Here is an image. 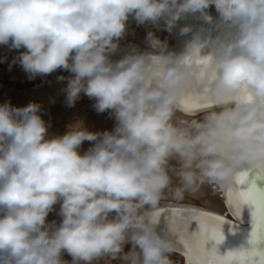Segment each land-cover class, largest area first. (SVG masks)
I'll list each match as a JSON object with an SVG mask.
<instances>
[{
  "label": "clouds",
  "instance_id": "clouds-1",
  "mask_svg": "<svg viewBox=\"0 0 264 264\" xmlns=\"http://www.w3.org/2000/svg\"><path fill=\"white\" fill-rule=\"evenodd\" d=\"M130 21L178 28L183 49L149 30L146 50H122ZM205 24L229 38L210 44ZM0 46L14 53L9 71L67 72L57 77L66 104L86 96L114 119L56 135L39 103H0V264H174L165 194L228 189L239 166L264 162V0H0ZM205 85L212 110L186 119L181 97ZM244 88L250 99L238 102Z\"/></svg>",
  "mask_w": 264,
  "mask_h": 264
},
{
  "label": "water",
  "instance_id": "water-1",
  "mask_svg": "<svg viewBox=\"0 0 264 264\" xmlns=\"http://www.w3.org/2000/svg\"><path fill=\"white\" fill-rule=\"evenodd\" d=\"M189 21L198 28L202 23ZM203 35L210 44L229 38L222 28L214 24L203 25ZM250 96L244 88L237 94V100L246 102ZM214 102L209 85L186 91L180 100L183 106H191L198 112L210 108ZM217 192L227 209L222 214L197 203L176 204L177 201L161 200L160 203L164 204L159 205L162 209L160 227L169 237L176 238L181 249L173 252L184 258V264H192L193 247L200 242L208 254L228 257L231 253L237 260L243 259L245 264H264V162L242 164L236 169L231 186ZM230 193L232 198H229ZM237 193L248 194L259 205L261 215L258 221L252 218L251 204L240 202L236 198ZM188 203L189 206L184 205ZM206 217L218 222L207 235L200 223ZM225 217L227 221L223 223Z\"/></svg>",
  "mask_w": 264,
  "mask_h": 264
},
{
  "label": "crops",
  "instance_id": "crops-1",
  "mask_svg": "<svg viewBox=\"0 0 264 264\" xmlns=\"http://www.w3.org/2000/svg\"><path fill=\"white\" fill-rule=\"evenodd\" d=\"M8 60L0 63V103L10 100L14 106H25L29 102L39 103L42 107V116L49 123V133L60 135L67 130L68 121L71 124L76 121H83L86 128L90 131H98L93 119L87 120L89 115L84 114L83 98L81 97L74 106L66 104V95L62 88L66 85V81L59 82L57 77L60 75H68L67 72L58 71L47 77H36L29 80L27 74L22 70L19 64H15L9 71L8 65L11 63L13 54H9ZM114 122L103 128L112 129ZM102 130V131H103ZM89 146L85 143L84 149ZM179 179L173 172V185L178 186ZM211 184L205 181L203 184L197 183L187 190L183 198L175 197L171 191L167 192L162 198L163 200H172L178 202L196 201L199 204L215 207L221 205V201H217L212 191ZM214 190V189H213ZM57 205V209H58ZM49 219H58L55 212L51 213ZM70 259V258H68ZM97 264H104L101 260ZM112 264H120L119 261H113Z\"/></svg>",
  "mask_w": 264,
  "mask_h": 264
},
{
  "label": "rangeland",
  "instance_id": "rangeland-1",
  "mask_svg": "<svg viewBox=\"0 0 264 264\" xmlns=\"http://www.w3.org/2000/svg\"><path fill=\"white\" fill-rule=\"evenodd\" d=\"M149 30H153L152 28H146V27H141V26H138L135 21H130L129 22V26H128V33L121 39L120 41V44L125 42V41H128V40H134L136 42H139L140 45H142V47H145L147 46L146 44V35H147V32ZM161 38L164 39V38H167L168 42H171V36L166 33V32H163L162 35H161ZM83 98V109L85 110L84 111V114L86 115H89V117H86L87 120H91L93 119L95 121V125H96V129H98V131H102L104 127L108 126L110 124V122H114V119L109 115V113L105 112V113H97L95 111V109L93 108V103L94 101L89 99L88 97L84 96ZM207 112H203L202 114H199V115H196V116H189V117H186V119H189V120H203L206 116ZM181 118H184L183 117V114L181 112H177L175 114V117L174 119H181ZM71 124L70 120L68 121V125ZM207 182V181H206ZM208 185L211 184V187L214 189H212L213 193L215 194V198L217 201H221L218 197V192H217V189H216V185L217 183L216 182H212V183H209L207 182ZM178 202V201H177ZM191 203H197L196 201H191ZM199 204V203H197ZM221 205L217 206L215 205V207H210V206H207V205H203V204H200V205H203V206H206V207H210V208H213V209H216L220 212H222L224 210V206L222 205V202L220 203Z\"/></svg>",
  "mask_w": 264,
  "mask_h": 264
},
{
  "label": "snow or ice",
  "instance_id": "snow-or-ice-1",
  "mask_svg": "<svg viewBox=\"0 0 264 264\" xmlns=\"http://www.w3.org/2000/svg\"><path fill=\"white\" fill-rule=\"evenodd\" d=\"M233 194H229V198H232ZM236 198L242 203L251 204L253 211L251 212L252 218L259 220L261 215V210L259 205L251 200V197L246 193H237ZM227 221V217L224 218L223 223ZM202 228L204 229V234L207 235L209 231L215 229L218 222L214 221L212 218H204L200 222ZM220 232L222 229L220 228ZM192 264H245L243 259L237 260L234 254H229L228 257H218L216 255L208 254L206 247L202 243L197 242L193 247V259Z\"/></svg>",
  "mask_w": 264,
  "mask_h": 264
},
{
  "label": "bare ground",
  "instance_id": "bare-ground-1",
  "mask_svg": "<svg viewBox=\"0 0 264 264\" xmlns=\"http://www.w3.org/2000/svg\"><path fill=\"white\" fill-rule=\"evenodd\" d=\"M214 14V13H213ZM188 22H190V21H188ZM141 27H146V28H149L148 26H141ZM154 31H155V33H156V35H158V36H160L161 37V35H162V33H163V31H158V30H155L154 29ZM177 33H178V28H177V30H176V32L175 33H173L172 35H170L171 36V42H168L169 43V49H168V51H174V52H180L182 49H183V45H184V40L186 39L185 37H179L178 35H177ZM131 47H136V48H138L139 50H146V48H147V46H145V47H142V45H140L139 44V42H136V41H134V40H128V41H125V42H123V43H121L120 44V48L122 49V50H125V51H127V50H129ZM118 58V57H117ZM185 108H187L188 110H190L194 115H192V116H196V115H199V114H202L203 112H208V111H210V110H212L211 109V107L210 108H206V109H203V110H201V111H195V110H193L192 109V107L191 106H184ZM216 189L218 190V189H221V190H223V186H221L220 184H218L217 183V185H216ZM218 197H219V195H218ZM220 200H221V202H222V205L224 206V210L222 211V212H220V211H218V210H216V209H213V208H208L207 207V209H209V210H212V211H214V212H217V213H219V214H222L224 211H226L227 209H226V207H225V204H224V202H223V200L221 199V198H219ZM163 200V199H162ZM164 203H160V205H163ZM176 204H178V202L176 203ZM184 205H186V206H189L190 204L188 203V204H184ZM172 240H173V242H174V249H173V251H176L177 252V250L178 251H180L181 249H180V247H179V245H177V240H176V238H173V237H170ZM175 253V252H174ZM179 254V253H178ZM180 255V254H179ZM181 256V255H180ZM182 257V256H181ZM182 259H183V261H184V258L182 257ZM183 264H184V262H183ZM186 264H187V262H186Z\"/></svg>",
  "mask_w": 264,
  "mask_h": 264
},
{
  "label": "built area",
  "instance_id": "built-area-1",
  "mask_svg": "<svg viewBox=\"0 0 264 264\" xmlns=\"http://www.w3.org/2000/svg\"><path fill=\"white\" fill-rule=\"evenodd\" d=\"M9 54L14 55V53L8 52L7 46H0V56L9 55ZM171 259L173 260L174 264H183L182 257L177 253H174L171 256Z\"/></svg>",
  "mask_w": 264,
  "mask_h": 264
}]
</instances>
